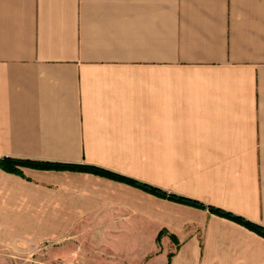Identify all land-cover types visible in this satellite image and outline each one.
<instances>
[{
    "label": "crops",
    "instance_id": "crops-1",
    "mask_svg": "<svg viewBox=\"0 0 264 264\" xmlns=\"http://www.w3.org/2000/svg\"><path fill=\"white\" fill-rule=\"evenodd\" d=\"M0 156L84 167L0 166V264H264L255 230L86 168L264 226V0H0Z\"/></svg>",
    "mask_w": 264,
    "mask_h": 264
},
{
    "label": "trees",
    "instance_id": "trees-1",
    "mask_svg": "<svg viewBox=\"0 0 264 264\" xmlns=\"http://www.w3.org/2000/svg\"><path fill=\"white\" fill-rule=\"evenodd\" d=\"M24 164H26V165H39V166H43V167H47V166H50V167H52V166H55V167L56 166L57 167L71 166V167L84 168L83 166L78 165V164L68 165V164H61V163L60 164H55V163L51 164V163H47V162L41 163V162H34V161L29 160V159H24V158H19V157L0 156V166L4 169L10 170V171H18L19 170L18 165H24ZM86 168H89V169L94 170L96 172L106 174V175H109V176H112V177H115L118 179L125 180V181L130 182L136 186H139V187H141L147 191H150L152 193L158 194V195L163 196V197L166 196L168 198H172V199H175V200H178L181 202H185V203H189V204L199 206V207H207L209 210H211L215 213H218L220 215L226 216L228 218H231L237 222H240L243 225L247 226L248 228L253 229L257 233L264 236V226L263 225L255 222V221H252L250 219H247V218H245L239 214H235L231 211L224 210V209L217 207V206H214V205L205 204V203L198 201L197 199H194V198H190V197H186L183 195H177L174 193L166 192L163 189H161L155 185H152L150 183H147L145 181L130 178V177H127L125 175H122V174H119V173H116L113 171H109V170L103 169V168L98 167V166H88ZM159 234H160V232H159Z\"/></svg>",
    "mask_w": 264,
    "mask_h": 264
},
{
    "label": "rangeland",
    "instance_id": "rangeland-1",
    "mask_svg": "<svg viewBox=\"0 0 264 264\" xmlns=\"http://www.w3.org/2000/svg\"><path fill=\"white\" fill-rule=\"evenodd\" d=\"M160 232V231H159ZM45 246V245H44ZM45 248H47V245L45 246ZM52 252L50 251L45 257V259H47V260H45V264H50L51 263V260L53 259V257H52V254H51ZM33 264H35L34 262H33Z\"/></svg>",
    "mask_w": 264,
    "mask_h": 264
},
{
    "label": "built area",
    "instance_id": "built-area-1",
    "mask_svg": "<svg viewBox=\"0 0 264 264\" xmlns=\"http://www.w3.org/2000/svg\"><path fill=\"white\" fill-rule=\"evenodd\" d=\"M52 264H64L63 262L55 261Z\"/></svg>",
    "mask_w": 264,
    "mask_h": 264
}]
</instances>
